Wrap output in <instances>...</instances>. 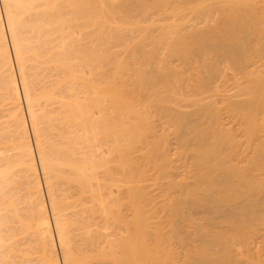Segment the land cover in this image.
<instances>
[{"label": "bare ground", "instance_id": "1", "mask_svg": "<svg viewBox=\"0 0 264 264\" xmlns=\"http://www.w3.org/2000/svg\"><path fill=\"white\" fill-rule=\"evenodd\" d=\"M0 264H264V0H0Z\"/></svg>", "mask_w": 264, "mask_h": 264}, {"label": "rangeland", "instance_id": "2", "mask_svg": "<svg viewBox=\"0 0 264 264\" xmlns=\"http://www.w3.org/2000/svg\"><path fill=\"white\" fill-rule=\"evenodd\" d=\"M178 249V248H177Z\"/></svg>", "mask_w": 264, "mask_h": 264}]
</instances>
